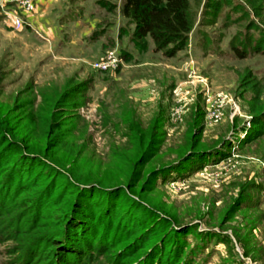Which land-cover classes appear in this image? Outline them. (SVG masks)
Listing matches in <instances>:
<instances>
[{
	"label": "rangeland",
	"instance_id": "rangeland-1",
	"mask_svg": "<svg viewBox=\"0 0 264 264\" xmlns=\"http://www.w3.org/2000/svg\"><path fill=\"white\" fill-rule=\"evenodd\" d=\"M107 1L117 4L112 11ZM221 1L217 15L204 5L199 9L187 45L173 57L155 51L150 38L132 39L134 27L121 16L123 0L60 3L62 14L77 20L62 27L56 41L47 40L35 27L14 30L6 23L10 18L5 16V21L0 13V120L11 125L19 115L21 129L9 137L20 141L28 136V144L36 143L33 150L41 155L12 160L25 175L32 167L35 173L23 178L25 199L8 201L15 211L4 217L5 228L24 226L27 232L18 241L0 242V264H26L44 237H59L60 249L50 251L43 243L35 264L73 260L71 255L61 256L63 249H71L66 220L78 223L81 210L91 216L85 225L103 236L109 204L118 206L123 221L136 220L142 229L151 228V244L160 250L166 233L161 221L171 219L168 230L174 231L168 234L172 240L166 242V253L182 245L191 264H264V52H254L264 34L250 25L264 30V0ZM104 29L95 41L96 32ZM233 47L245 50L246 56L237 55ZM109 52L121 54L123 61L101 71L97 63ZM249 82H256L262 93L263 103L255 111ZM76 83L85 91L78 105H56L60 140L51 148L53 136L36 137L49 124L54 99ZM219 95L225 104L210 118ZM179 107L180 117L173 115ZM256 116L261 124L253 127ZM259 130V138L247 140ZM144 132L161 134L152 137L162 143L149 148L154 155L144 165L146 176L128 189L131 175L123 174L141 157L140 140L133 136ZM193 134L199 148L228 139L231 144L221 147L219 155L191 159L180 169L148 179L152 170L190 150ZM198 163L201 168L194 169ZM104 172L109 174L106 183L125 185V191L94 192L77 181L82 174ZM9 173L0 184L11 176L19 179V171ZM40 180H49L46 186L54 182L56 188L43 197L36 187ZM75 187L83 188L84 199L69 194ZM60 195H67L65 201L74 198L66 211L56 209ZM43 199L48 201L46 218L39 215ZM29 200L35 204L24 210L21 205ZM54 220H62L59 227H54Z\"/></svg>",
	"mask_w": 264,
	"mask_h": 264
},
{
	"label": "trees",
	"instance_id": "trees-1",
	"mask_svg": "<svg viewBox=\"0 0 264 264\" xmlns=\"http://www.w3.org/2000/svg\"><path fill=\"white\" fill-rule=\"evenodd\" d=\"M108 3L109 2L107 1V4ZM115 5L117 4L109 3L108 10L112 11ZM203 5L215 15H217L223 7V3L221 0H123L122 4L120 5V11L121 16L124 17V19H127L128 23L132 24L134 27L132 35V39H134V41L150 38L155 44V51H162L165 56L173 57L177 54V52L183 50L187 45L190 34L197 23L199 9ZM250 25L252 28L254 27L261 32L263 31L264 34V30H262L258 26V24L252 23ZM105 32V29L102 31L99 30L98 32H96V35L99 36V34H103ZM121 36L122 35L119 34V37ZM233 49L240 57L246 56L245 50H240L237 47H233ZM254 52H264V38L259 41L258 45L254 49ZM249 84L251 85L250 89L254 93L251 107L253 111H255L256 106L263 103L260 102L262 93L260 92L258 84L256 82H249ZM84 91L85 89L83 88V84L76 83L68 86V88H66L59 96H57L54 99V102H56V104L53 106L54 111H51L50 113L51 118L48 122L49 124L47 123L48 126L46 128L39 130V132L41 133H39V136L36 138L47 139V137L51 135L54 137V143H51V148L59 145L60 133L58 129L60 127V124L58 120L55 119V115L57 114L55 111V107L56 105L57 107L64 105H78L80 97L82 96ZM15 111L16 110H12L10 113H14ZM20 119V116L16 115V117L13 119L14 123L11 125H9V123H6L5 120H0V180L5 175H7V172L9 171V175H11L14 171H19V179L15 178V176H11L9 177L7 182H4L2 180L0 184V191L2 192V194H0L1 243H5L6 241H18L22 239L21 237L26 235L27 229H25L24 226H21V228L13 229L5 228L3 219L8 215H12L15 211L14 209H10L9 206L8 201L9 199H11V197L16 200V203L19 199H25L23 197L21 198L22 194L24 192L26 193L27 191V188L25 186L26 184H23V178H25V176L30 178V175L35 173L32 167L30 169L28 168V171L25 175L22 167L20 168L17 164L12 165V160L14 157H18L21 155L24 157L23 159L28 160L35 159L36 157L41 156L37 153L39 151L33 150V146L36 143L28 144V136H21L22 140L20 141L18 138L9 137L12 132L17 133L21 129ZM255 119L256 120H254L253 127H257L259 124H261V120L258 116H256ZM156 125L157 123L153 126V130L155 132L157 129ZM146 133H140V137H138V135L133 136V138H137L140 140L139 143L141 146L139 147L138 152L141 157L139 160L134 162V165H131L130 168L127 169V171L123 174L126 177L131 175L129 179L130 181L128 180L129 183L126 185L128 189H134L137 185V181L140 178L146 176L144 165L154 155L153 153L148 152L149 148L156 144L160 145L162 143V140H160V138L159 140H157L155 139V137H152L153 135L158 136L161 134L154 133L150 136V133ZM261 135L262 130H259L258 132L256 131L253 135L249 136L247 140L251 141L252 139L259 138ZM148 136L150 137V139ZM230 140L231 139L225 140L222 143H218L215 146H211L208 148H199L197 135L193 134L189 142L192 148L183 153L177 160L152 170L149 173L148 179H152L162 172L175 171L176 168L180 169L183 167L182 165H185L186 162H190L191 159L196 158L200 161L201 159H206V157L208 158L211 155H219V152L217 151L221 147L229 145L228 143H230ZM14 146H18L19 149H14ZM46 156H48V154ZM220 157L221 156H219V158ZM198 165L194 166V169H200L201 165L199 163ZM46 167H48V165H46ZM46 171L47 169L44 168V175ZM64 172L67 173V171ZM39 174H36L35 176L38 178ZM108 175L109 174L107 172L98 173L95 175L82 174L80 177H77V181L82 182V185L91 186V189L89 188V190H95L94 192H100L102 191V189L114 192L125 191V185L106 183V178L108 177ZM96 177H98L100 180L95 179ZM131 178L133 179L132 181ZM27 179L28 178H26V180ZM48 182L49 180L45 182L44 180H40L39 185L36 186L37 188H39L38 191H40V194L43 195V197L56 188V184L54 182L52 183L53 185L50 184L46 186ZM69 192V194H72L73 192L77 193L78 196H81V198L84 199L83 192L85 191L81 187H75V189L72 188L71 190H69ZM64 193L65 192H62V194ZM66 196L67 195H60L59 198L56 199V209L64 211H66V209H69L70 201L74 198L70 197L65 201L64 198ZM47 202L45 203L44 199L40 202L43 206L41 207L39 215L45 218L48 215L46 210H44V207H46V205L48 204ZM83 203L85 202L83 201ZM33 204H35L34 200H29L28 203L24 202L21 207L25 210L31 207V205ZM83 205L84 204H82V206ZM108 207L110 208L109 210L107 208L105 209L108 223L105 231L103 232L105 233L103 234V236L98 234L96 228L92 230L91 226L85 225V223L89 225L88 221L91 220V216H89L88 214H84L81 210H78L79 216L76 215V219L79 221L78 223L73 225L71 220H66L65 227H71L69 233L71 242V244H69L71 249L64 250L63 248H61L63 249V251H61V256L62 258H64L66 255H71L74 259L70 261H64L63 259H61L59 264H191V258H185L184 256L185 247L183 248L182 245L166 253V242L172 240L170 239L168 234H171L174 231L173 229L171 231L168 230V228L172 226L171 219L161 221L160 226L162 232L166 233L163 234L165 245L162 247V250H160L158 248V245L151 244L153 235L155 233L151 232V228L142 229V227L138 225L136 220L130 222L125 219L123 221L118 211L116 212V207H118L116 204H109ZM59 221L60 220H54L53 223L55 225V228L59 227ZM42 239L37 245L35 252L32 253L29 260H27L26 264H35L37 262L36 260L40 256L39 251L43 248V243L44 245L48 244L50 251H54V249H60V246L57 244V241H59V237H53L51 239H49L48 237H44ZM62 242V245L65 244L64 241ZM122 243L126 244L120 246ZM118 246V250L113 253V249ZM47 253L48 252H46V254ZM51 257L49 259H51ZM47 259L48 257L46 258V260ZM52 264H55V262H53Z\"/></svg>",
	"mask_w": 264,
	"mask_h": 264
},
{
	"label": "crops",
	"instance_id": "crops-1",
	"mask_svg": "<svg viewBox=\"0 0 264 264\" xmlns=\"http://www.w3.org/2000/svg\"><path fill=\"white\" fill-rule=\"evenodd\" d=\"M65 0H37L36 6L33 12L31 13H23V17L27 21V26L25 27L27 30L32 31L34 30V27L40 30V33L42 32L43 37H47V40H54L56 41V35H59L60 30H62V27L65 25H68L69 23H76V18L65 17L62 14V10L58 9V5L60 3H63ZM70 8H68L69 10ZM4 16H8L10 18V24L7 19H5L8 27H13L12 22V16L7 14H1ZM8 18V19H9ZM30 24V26H29ZM24 28V29H25ZM15 30V29H14ZM23 30V29H22ZM21 31V30H18ZM102 36V35H100ZM119 37V33L117 34ZM97 38L99 36H96L94 38L95 41H97Z\"/></svg>",
	"mask_w": 264,
	"mask_h": 264
},
{
	"label": "built area",
	"instance_id": "built-area-1",
	"mask_svg": "<svg viewBox=\"0 0 264 264\" xmlns=\"http://www.w3.org/2000/svg\"><path fill=\"white\" fill-rule=\"evenodd\" d=\"M36 1L37 0H0V13L11 15L14 29L22 30L28 24L23 17V13L33 12L36 6ZM122 61L121 54H118L117 52H109L105 58L97 63V68L101 71H107L111 68H116ZM221 97L222 96L219 95L220 99H217L218 102H214L216 104V109L211 112L210 118L217 115V113L220 112L221 107L224 106L225 102L222 101ZM181 113V107L177 108L175 111L173 110V115H177L178 117H180Z\"/></svg>",
	"mask_w": 264,
	"mask_h": 264
}]
</instances>
